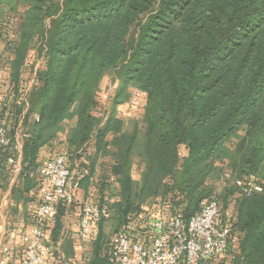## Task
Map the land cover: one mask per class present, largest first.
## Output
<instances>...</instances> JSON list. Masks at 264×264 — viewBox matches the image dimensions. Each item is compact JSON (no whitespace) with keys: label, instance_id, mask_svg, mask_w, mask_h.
<instances>
[{"label":"trees","instance_id":"obj_1","mask_svg":"<svg viewBox=\"0 0 264 264\" xmlns=\"http://www.w3.org/2000/svg\"><path fill=\"white\" fill-rule=\"evenodd\" d=\"M25 4L15 40L1 31L0 20V79L4 72L13 92L9 115L4 102L0 108L9 138L0 153V176L8 173L9 158L19 159L14 200L24 203L37 189L32 175L42 164L40 152L62 134L65 148L47 160L68 150L81 161L82 153L93 151L91 163L82 167L88 175L80 189L99 159L110 158L98 195L89 202L109 210L113 235L133 222L134 240L147 241L154 221L177 210L189 218L202 202L215 201L223 212L220 223L231 228L236 244L212 264H264V0ZM15 5L16 0H0V18L3 8ZM35 54L41 67L27 92L22 72L35 68ZM109 74L118 85L103 118L96 110ZM134 91L145 94L141 121L126 130L116 109ZM19 124L26 131L17 153ZM135 161L138 179L132 176ZM250 177L261 192L244 198L235 182ZM219 183L223 190L217 195ZM144 207L145 230L134 219ZM68 211L79 213V207L57 204L55 218L44 227L45 264L62 261L56 248ZM108 220L96 225L87 264H109L110 240L102 228Z\"/></svg>","mask_w":264,"mask_h":264},{"label":"built area","instance_id":"obj_2","mask_svg":"<svg viewBox=\"0 0 264 264\" xmlns=\"http://www.w3.org/2000/svg\"><path fill=\"white\" fill-rule=\"evenodd\" d=\"M145 94L134 91L130 105L137 106ZM7 128L0 119V153L8 146ZM8 167L13 174L20 172L19 159L9 158ZM84 165L87 166L85 163ZM88 175L87 169L72 171L69 168L65 153L55 155L44 161L33 173L37 182V201L31 213V227L22 235L20 264H45L44 258L49 253V238L45 225L56 216V205H78L77 236L79 242H89L96 225L111 216L106 207H99L89 201L78 202L80 182ZM241 190V196L248 198L253 193H260L261 187L255 179L235 182ZM137 214L135 222L144 224L148 208ZM223 215L215 201L202 202L198 214L185 218L181 210H177L170 218L154 221L150 227L152 236L142 241L133 238V222L127 223L123 229L110 240L109 264H212L213 261L226 256L229 248L235 246L236 237L228 225H221ZM148 232V231H146ZM14 251L10 246L0 250V264H4ZM62 261L55 264H66Z\"/></svg>","mask_w":264,"mask_h":264},{"label":"rangeland","instance_id":"obj_3","mask_svg":"<svg viewBox=\"0 0 264 264\" xmlns=\"http://www.w3.org/2000/svg\"><path fill=\"white\" fill-rule=\"evenodd\" d=\"M12 8L14 10H10L8 7L3 8V10H1V13L3 14V16L0 18V20L3 21V26H2L1 31H3L4 33H7L10 39L15 40L16 32L18 29L17 26L19 24L20 19L22 18L23 13L26 10L25 0H16V5L13 6ZM33 55L34 53L31 52L30 60H32ZM9 58L10 56L7 51L2 57L3 64L7 65L8 63L7 61L9 60ZM35 58L37 60V64L35 68H33L32 70L31 67L28 66L22 72V81H23L22 84H23V87L27 89L26 90L27 92L30 91L33 85V80L35 78L34 76L35 71L39 69V67H41V58L40 57L37 58L36 54H35ZM0 80H1L0 82V108L2 107L1 105L4 102L6 107H9L7 109L8 115H9L10 109H12L10 108V103L12 102V99H13V96H12L13 92L10 89L9 80L5 76L4 72L1 74ZM117 85H118V82L116 81L114 74H109L104 78L101 84V93H100L101 97L99 99L100 106L96 110V113L99 116H102L103 118H105L106 115L109 113L111 106H112V100L115 95V91L117 89ZM129 101L125 102V104L121 105L120 107L116 109V117L118 118L120 117L123 119L124 128L126 130L130 129L132 127V124L136 123V121H139V122L141 121L140 119H141L142 109H143V104H144V99H141L138 101L137 106L132 107ZM66 124L69 127L73 124V122L69 121ZM25 131L26 130H24L20 126V124L16 127L15 149L17 153L20 152L21 145H22V139L25 138V135H24ZM67 151L65 152L68 154V161L70 164V169L72 171H75V170L80 171L83 169L82 167H84V164L86 162L90 164L92 161L93 151H91V148H89L87 152L82 153L81 157L83 159L81 161H79L80 159L76 158L73 154H69V152ZM109 164H110V158L108 156L101 157V160L98 164V169H96L95 176H94L97 182L101 179L100 177H101V174L103 173V170L105 169L107 171V168L110 167ZM140 169H141L140 165L138 164L137 161H135L133 171H132V176L134 179H138V176L140 174ZM11 170H12L11 167L8 168V173L0 176V211L2 210V213L10 214L12 217H16L18 208H17V205L14 204L12 200V196H17V193L15 192L17 191L16 185H17L18 175H15L12 172H10ZM215 188H216L215 193L218 195L223 190V184L222 183L216 184ZM95 189L97 191L96 186H95ZM12 191L14 193H12ZM111 224H112V221L108 220L103 225L104 235L106 236L107 239L110 238L112 235ZM84 245H85V242H83L82 248ZM65 250L66 249H64L63 251L61 250L60 254L65 256L64 254ZM78 254H80V252ZM66 264H68V262H66Z\"/></svg>","mask_w":264,"mask_h":264},{"label":"crops","instance_id":"obj_4","mask_svg":"<svg viewBox=\"0 0 264 264\" xmlns=\"http://www.w3.org/2000/svg\"><path fill=\"white\" fill-rule=\"evenodd\" d=\"M61 147H64V137L62 134L59 135V138L55 143H53L49 147L44 148L40 152V160L42 161V163L50 157L51 153H53L54 150L57 151ZM99 162L100 159L95 166V171L96 169H98ZM94 176H92L87 185L85 184L81 187L77 197L78 202L89 201L91 197L97 195L95 186L99 181L97 182ZM18 185L19 180H17L16 186ZM26 196L27 201H25L24 203L22 201L16 202L14 200V196H12V200L18 208L16 217H12L10 214L2 213V210L0 211V250L3 246H10L14 249V251L8 256L4 264H20V256L22 250V235L28 232L31 227V213L36 204L38 194L37 191L34 189L30 191L29 195ZM92 203L97 204L95 200ZM77 223L78 211H68L65 217L63 218L62 239L59 242L56 250L59 253L60 257L63 258L64 261L68 262V264H87L92 252L91 240L92 238H95L97 236L99 228L98 226H96L93 235L91 236V240L85 243L82 248L83 243L79 242L77 236ZM104 223L105 222L102 223V228ZM113 236L114 235L112 234L111 237L108 238V240H111ZM50 248L53 247L51 246ZM64 249H66L64 251L65 256L60 254L61 250L63 251ZM79 252L80 254H78Z\"/></svg>","mask_w":264,"mask_h":264}]
</instances>
